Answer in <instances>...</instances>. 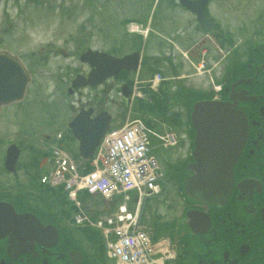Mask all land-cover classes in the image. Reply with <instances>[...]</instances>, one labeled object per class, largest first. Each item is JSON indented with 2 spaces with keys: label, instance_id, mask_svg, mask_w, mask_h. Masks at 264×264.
I'll return each instance as SVG.
<instances>
[{
  "label": "flooded vegetation",
  "instance_id": "1",
  "mask_svg": "<svg viewBox=\"0 0 264 264\" xmlns=\"http://www.w3.org/2000/svg\"><path fill=\"white\" fill-rule=\"evenodd\" d=\"M174 1L177 0L170 2L171 9L179 3ZM179 24L188 29L191 15ZM228 54L231 58L228 62L221 60L219 75L224 77L226 91H237L232 101L247 115L248 134L234 168V186L225 207L216 210L202 205L206 210L212 209L213 222L204 233L207 238L201 244V256L192 262L264 264V42H237ZM240 79L242 82L234 85ZM108 90L107 87L105 92ZM29 94L27 91L24 100L0 108V264H102L95 255L98 247L76 228L66 225L60 207L53 208L52 214L43 213L53 204L33 190L37 175L30 166L33 151L25 155L21 152L16 169L7 171L1 149L4 137L14 141L26 135L30 146L42 150L60 132V128H49L59 120L50 111L49 102L43 97L31 99ZM34 122L42 130L30 134L27 128H32ZM28 191L30 195L26 197ZM28 212L36 213L41 224L16 215ZM48 225L55 235L53 230H45Z\"/></svg>",
  "mask_w": 264,
  "mask_h": 264
},
{
  "label": "rangeland",
  "instance_id": "2",
  "mask_svg": "<svg viewBox=\"0 0 264 264\" xmlns=\"http://www.w3.org/2000/svg\"><path fill=\"white\" fill-rule=\"evenodd\" d=\"M132 0H43L40 7H34L29 4H25L23 6H15L11 4V1H0V42L1 46L4 48H8L12 51V53H19L21 55H27L30 58V53L36 52L38 56L42 55V48H45L43 52L47 57V64L40 65L41 68L33 67L35 80L34 86L29 94L31 99H37L38 97H43L46 101H50V111L55 110L56 114L64 116L66 121L71 117L72 114H69L67 103L75 100L78 101L77 95L73 98V96H68V102H60L58 101V95L63 93L66 90L67 82H69V78L75 71L85 70L86 67L80 62L79 55L83 49H86L88 46L91 48H106L108 42H148L149 45L154 41V36L150 38L149 41L143 39L140 35H126L127 30L125 31V27L121 22L123 17H128L132 15V11L128 8L131 5ZM217 4L220 1L215 0ZM222 5L220 4V9L222 17L220 18V24L225 22L229 23L232 21V17L225 18V21H222L223 11L230 10L233 12L236 11L237 1L236 0H222ZM255 2V0H252ZM159 0H152L150 6L144 9L143 17L147 19L150 17V21L153 22V25L157 26L161 23L162 17L168 18L169 16L163 12L164 6L162 4H158ZM257 2H261L257 10H262L264 8V0H257ZM145 5L144 7H146ZM136 7V5H135ZM219 9L216 5L215 9ZM211 8L212 14L214 16H218V12ZM243 11L242 9H239ZM256 10V6H254L247 11L253 12ZM21 12V13H20ZM163 13V14H162ZM230 14V12H226ZM225 13V14H226ZM264 14V11H263ZM240 16L246 15L243 13H239ZM176 17V14L174 15ZM235 19V18H234ZM165 20V19H162ZM264 16L260 19V24L264 23ZM8 25H12L11 28ZM224 25V24H223ZM101 27L104 31H101ZM5 28H8L7 31H4ZM157 31L152 34L156 36H168L173 37L172 34L174 29H170L165 31L159 27H156ZM229 31V32H227ZM245 33H250V30L247 28L241 30ZM223 33L226 35H232L234 38L237 35L235 30L225 29ZM200 36H195V39ZM239 37V36H238ZM241 37L247 38L245 35ZM133 38V39H132ZM236 39V38H235ZM241 39V38H240ZM155 40V39H154ZM165 44V42H163ZM167 44H165L166 46ZM111 46V45H110ZM120 46V45H119ZM134 46L132 45V48ZM147 47V48H148ZM157 47V45L155 46ZM145 49V56L147 53H154L153 51H149ZM155 48L152 47L151 50ZM111 53L115 55L123 54V48L113 49L112 47L108 48ZM167 53L169 51L167 50ZM29 60V59H28ZM36 60V59H34ZM193 61L197 64L199 59L198 57L193 58ZM185 62L184 74H191L189 82L192 83L194 87H200L202 90L207 88L208 86V76L210 75L208 72H200L198 73V69H195L191 64ZM189 62V61H188ZM33 63V62H32ZM162 66V65H161ZM203 71V70H202ZM143 78V77H142ZM211 90H214L213 88ZM56 91V93H55ZM116 97V95H115ZM87 101V98H84V102ZM79 102V101H78ZM35 103V101H34ZM81 103V102H79ZM79 103L75 104L79 106ZM70 104V103H69ZM119 104V102H118ZM125 106L127 104L124 102ZM58 106L60 110H56L55 107ZM49 114H52L50 112ZM69 114V115H68ZM186 114V116H185ZM184 121L181 127H177L179 130L181 138L185 137V134L182 135L183 132H187L185 126L183 124L188 123L187 117V108L186 111L184 109L183 112ZM130 116L131 118L137 117L134 114H127L126 118ZM63 120V117L60 118ZM122 123V120L115 121L116 125ZM30 129L42 130V126H37V123L34 122L33 127ZM67 131V128H66ZM187 135V134H186ZM5 138V137H4ZM8 142L10 138H5ZM190 138L185 137L181 139L179 145L175 147V149L170 150V156L172 160V164L174 168L179 166V164L190 154ZM1 143H4L2 140ZM6 145V144H5ZM71 147L73 144L69 143ZM75 147V145H74ZM5 148V146H4ZM3 148V150H4ZM162 149L157 150L159 156H161ZM167 154V153H165ZM176 166V167H175ZM175 193L170 189V199L166 201L168 204L173 203V197ZM179 200V199H178ZM181 202L182 201H178ZM180 205L176 203V209H170L164 207L165 215L168 220H172L173 216L178 215V209ZM103 210L109 209V206L106 202H103L101 205ZM189 249V248H188ZM195 256L192 255V261Z\"/></svg>",
  "mask_w": 264,
  "mask_h": 264
},
{
  "label": "water",
  "instance_id": "3",
  "mask_svg": "<svg viewBox=\"0 0 264 264\" xmlns=\"http://www.w3.org/2000/svg\"><path fill=\"white\" fill-rule=\"evenodd\" d=\"M182 3L197 10L199 21L204 28L210 27V20L204 13V0H181ZM200 3V8L196 6ZM211 21V20H210ZM206 22L208 23L207 25ZM139 53H134L123 58H115L106 53L86 50L81 59L97 67L89 74V78L78 75L74 86L97 84L106 76L96 81V73L104 70L105 63H113L114 74L123 67L136 69L138 67ZM129 62L130 65H129ZM92 78V79H90ZM29 81V75L20 58L12 55L7 50H0V103L20 100ZM218 101H197L194 103L191 114L196 130L195 147L193 155L195 162L188 168L193 169V175L185 178V192L197 199L204 201L222 202L232 182V168L241 152L245 140L243 128L244 118L238 112ZM89 111L82 110L70 123L72 133L80 142V154L84 158H91L99 145L103 135L110 127V116L100 113L96 119H89ZM17 146L8 148V160L15 162L18 157ZM13 162V165H14Z\"/></svg>",
  "mask_w": 264,
  "mask_h": 264
},
{
  "label": "trees",
  "instance_id": "4",
  "mask_svg": "<svg viewBox=\"0 0 264 264\" xmlns=\"http://www.w3.org/2000/svg\"><path fill=\"white\" fill-rule=\"evenodd\" d=\"M179 95L180 96H182V97H185L186 96V94L185 95H182L181 93H179ZM187 96H188V94H187ZM189 97V96H188ZM168 98V97H167ZM186 100H187V98H185ZM67 214H69V212L67 211ZM152 224L153 225H160V226H162V229L161 228H159L158 226H156V229H157V231L158 232H163V231H165V230H167L168 229V227H170L171 225L169 224V223H167V222H163V223H154V222H152Z\"/></svg>",
  "mask_w": 264,
  "mask_h": 264
}]
</instances>
